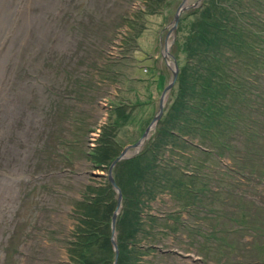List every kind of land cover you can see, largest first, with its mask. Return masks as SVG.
<instances>
[{
    "label": "rangeland",
    "instance_id": "rangeland-1",
    "mask_svg": "<svg viewBox=\"0 0 264 264\" xmlns=\"http://www.w3.org/2000/svg\"><path fill=\"white\" fill-rule=\"evenodd\" d=\"M146 2L0 0V264L68 262L76 201L108 180V167H93L87 155L99 133H115L120 152L157 112L172 76L162 50L166 42L182 60L190 22L168 34L182 0H165L152 14ZM156 125L128 151L139 154ZM187 149L184 158L164 156L197 183L185 197L160 191L143 207L147 221L157 220L139 233H147L139 241L146 253L136 264H264V177ZM120 182L130 190L124 174Z\"/></svg>",
    "mask_w": 264,
    "mask_h": 264
},
{
    "label": "trees",
    "instance_id": "trees-1",
    "mask_svg": "<svg viewBox=\"0 0 264 264\" xmlns=\"http://www.w3.org/2000/svg\"><path fill=\"white\" fill-rule=\"evenodd\" d=\"M164 2L147 0L145 9L149 14L159 12ZM187 23L181 46L184 58L176 57L175 86L154 137L139 154L114 167L123 195L116 219L117 264H136L146 253L139 241L147 236L149 223L157 220L155 215L148 221L142 215L148 201L165 190L185 197L189 184L197 183V174L169 164L166 150L184 158L182 151L202 147L236 160L243 174L264 177V0H203L179 17L177 29ZM115 135L99 133L96 149L87 154L93 167L106 169L119 153ZM120 174L129 180L130 190L120 182ZM186 178L194 181L184 182ZM86 189V196L74 206L78 224L65 264H112L114 189L108 180ZM191 200L185 198L183 205ZM142 230L146 232L141 236Z\"/></svg>",
    "mask_w": 264,
    "mask_h": 264
},
{
    "label": "water",
    "instance_id": "water-1",
    "mask_svg": "<svg viewBox=\"0 0 264 264\" xmlns=\"http://www.w3.org/2000/svg\"><path fill=\"white\" fill-rule=\"evenodd\" d=\"M200 2H202V1L201 0L200 1L197 0L196 2H194L192 4H187L186 0H182V2L178 5V7H177V9H176V11H175V13L173 15L172 25L169 28L168 34L176 29V26L178 24L181 12L185 8L198 6L200 4ZM167 37H168V35H167ZM166 40H167V38H166ZM169 45H170V43H169ZM168 47L169 46H167V44L165 42L164 48L162 50V56H163L164 60L167 61V63H168V59H172L171 65H170V63H168V65L170 66V69L172 71V76H171V79L169 80L168 84L163 88V90H162V92L160 94L159 107H158L157 112L155 113V115L151 119V121L148 124V126L144 129L141 137L135 143L128 144V145L124 146L122 148V150L119 152V154L110 162V164L108 165V168H107V171H108L107 178H108L111 186L115 190L116 197H117L116 205H115L114 211H113V213L111 215V222H110V226H111L110 242H111V245H112V247L114 249V253H115L114 254L113 264H116V260H117V256H118V246H117V242H116V239H115V222H116L117 213L119 212L120 206H121L122 191H121V188L118 186V184L116 183V181H115V179L113 177L112 169H113L114 165L119 160L124 159V158H128V157L136 154V152H138V150H136L135 152L130 153L128 151V148H130V147H137V148L141 147L143 142L148 138L150 130L152 128H154V126L156 125L158 119L162 115L163 106H164V103L166 101L167 94H168L169 90L172 88L173 84L175 83L176 78H177V74H178L177 62L174 60L173 55L169 52Z\"/></svg>",
    "mask_w": 264,
    "mask_h": 264
},
{
    "label": "bare ground",
    "instance_id": "bare-ground-1",
    "mask_svg": "<svg viewBox=\"0 0 264 264\" xmlns=\"http://www.w3.org/2000/svg\"><path fill=\"white\" fill-rule=\"evenodd\" d=\"M157 122H158V121H157ZM121 191H122V190H121ZM122 196H123V195H122ZM121 208H122V200H121L120 210H119V212L117 213V215L120 213ZM116 219H117V217H116ZM110 234H111V232H110ZM115 239H116V222H115ZM118 254H119V248H118ZM117 258H118V256H117ZM116 264H117V260H116Z\"/></svg>",
    "mask_w": 264,
    "mask_h": 264
}]
</instances>
